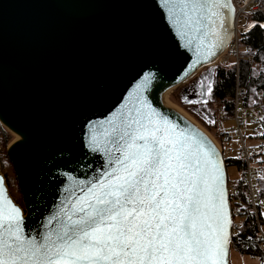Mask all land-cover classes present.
<instances>
[{
	"label": "snow or ice",
	"instance_id": "obj_1",
	"mask_svg": "<svg viewBox=\"0 0 264 264\" xmlns=\"http://www.w3.org/2000/svg\"><path fill=\"white\" fill-rule=\"evenodd\" d=\"M159 3L194 63L229 39L231 0ZM154 80L144 73L117 112L87 125L85 147L102 155V170L89 180L69 175L58 208L31 235L0 177V264H230L222 162L152 106ZM211 94L209 83L201 96Z\"/></svg>",
	"mask_w": 264,
	"mask_h": 264
},
{
	"label": "water",
	"instance_id": "obj_2",
	"mask_svg": "<svg viewBox=\"0 0 264 264\" xmlns=\"http://www.w3.org/2000/svg\"><path fill=\"white\" fill-rule=\"evenodd\" d=\"M226 14L229 39L207 63H194L159 0H0V125L18 137L6 156L27 234L58 208L69 175L89 180L102 170V155L85 147L87 125L117 112L148 72L152 106L215 150L229 205L221 152L161 101L227 47L234 13Z\"/></svg>",
	"mask_w": 264,
	"mask_h": 264
},
{
	"label": "built area",
	"instance_id": "obj_3",
	"mask_svg": "<svg viewBox=\"0 0 264 264\" xmlns=\"http://www.w3.org/2000/svg\"><path fill=\"white\" fill-rule=\"evenodd\" d=\"M234 11V31L229 44L224 51L216 58L222 64H228L230 58L235 59L236 71L241 58V53L248 52V46L240 44V31L243 29L248 16L261 14L264 15V0H231ZM242 47V48H241ZM253 67L251 57L248 58ZM238 74L236 73V76ZM246 91L236 87L233 102V111L230 118L234 117L236 128L226 130L221 133L224 140L231 137L236 141L237 153L241 166L237 167L240 178L239 181L229 185L227 182V192L229 197V207L234 226L231 229V239L239 231L247 229L248 224L253 225L255 230V241L264 250V229L262 219V208H264V196L261 194V186L264 181V95L260 93L259 98L251 106H243ZM220 117L225 116L221 109ZM223 156V149L219 142L214 138L208 137ZM246 138L252 141L259 139L258 146L247 144ZM217 144V145H216ZM231 146V145H230ZM233 152V151H227ZM224 158V157H223Z\"/></svg>",
	"mask_w": 264,
	"mask_h": 264
},
{
	"label": "trees",
	"instance_id": "obj_4",
	"mask_svg": "<svg viewBox=\"0 0 264 264\" xmlns=\"http://www.w3.org/2000/svg\"><path fill=\"white\" fill-rule=\"evenodd\" d=\"M260 25H264V15L255 14L247 17L246 23L240 31V44L243 47L248 46L250 50L241 53L237 71L236 65L233 62H229L226 65L217 64L213 66L214 68L209 72V81L207 82V87L209 83L212 85V94L207 99L208 103L206 105L199 98L190 100L200 101L195 104L187 103L185 100L181 102L180 105L193 118L198 120L202 127L206 129H210L211 127V129L215 128L216 114H205L203 109L212 101H215L223 109L226 117L229 118L232 115V99L237 86L246 91L243 106H251L259 98L260 93L264 95V28L260 27ZM249 57L256 64L255 68L248 60ZM236 73L238 74L237 76ZM194 92L195 90L193 89L190 95L194 94ZM184 94H187L186 91L182 94V97ZM183 98L189 100L187 95ZM191 107L195 108V111L191 112ZM204 116L209 120L204 119ZM212 121L215 123H212ZM7 134L0 125V167L3 170L6 167L10 169L6 157V150L12 142L13 136L9 134L8 137ZM227 166L240 167L241 162L239 160H226V168ZM261 194L264 196V181L261 186ZM230 251H234L241 256L257 257L262 262L264 261V250L256 243L255 230L251 224H248L247 229L241 230L233 235Z\"/></svg>",
	"mask_w": 264,
	"mask_h": 264
},
{
	"label": "rangeland",
	"instance_id": "obj_5",
	"mask_svg": "<svg viewBox=\"0 0 264 264\" xmlns=\"http://www.w3.org/2000/svg\"><path fill=\"white\" fill-rule=\"evenodd\" d=\"M229 62H233L235 64V59L230 58L228 63ZM217 64L218 65L219 64L224 65L222 63H219V61H218L215 64L213 63L210 65L201 67L194 75H192V77L189 80H187L182 85H179L176 88L172 89L170 92H168L167 95L165 96V99H167L179 111L185 113L188 117H190L193 120V122L195 123V125L197 127H199L208 137H210V138L214 137L219 142V144L221 146V150L223 149V151H224L223 157L225 160H238L239 156H238V153L236 152L237 151L236 141L234 139H232V137L229 140L225 141L223 135H221V133L223 131H226V130L228 131V130H231L232 128H236L235 123L233 122L234 121L233 116L231 118L224 116V117H221L219 119V117L221 115L220 114L221 108L219 107V105L215 101L214 102L212 101L207 106H205V108H203V109H204L205 114H209V115L214 114V113L216 114V118H215L216 119L215 120L216 125H215L214 129H211L212 127L210 129H206V128L202 127L201 124L198 122V120L193 118L185 110V108H183L180 105L183 100L190 101V100L198 99V98H199V100L200 99H202V100L209 99V97L206 95L201 96V92H203V91H202V88L200 87V84H201V81H203L204 89H205L204 92L206 93L207 92V82L209 81V79H208L209 72H211L214 68L213 66H215ZM193 89L195 90V92H194V94L190 95ZM185 91L187 94H184L183 97H186V95H187L189 100L184 99L182 97V94ZM190 111L191 112L195 111V108L191 107ZM204 119L209 120V119L205 118V116H204ZM210 126H212V125H210ZM3 129L8 133L7 134L8 137H9V134L11 136H13L12 142L17 140V136L13 135L5 127H3ZM246 142H247V144L255 146V147L261 143V141L259 139H255V140L250 141V140H248V138H246ZM227 151H233V152L230 153ZM261 160L264 162V157ZM9 165H10V163H9ZM0 173L5 180L6 187L8 190V194L10 195L12 200L15 202V204H17L20 208H23L22 204H21V197H20V194L18 192V187H17L16 181L14 178V174H13L11 165H10V169H9V167H6L5 170H3L0 167ZM226 173H227L229 185L233 184L234 182L239 181L240 174H239V171L237 170V167L227 166ZM261 214H262L263 229H264V208H262ZM229 260H230V264H264V261L262 262L260 260V258L250 257V256H241L234 251H230Z\"/></svg>",
	"mask_w": 264,
	"mask_h": 264
},
{
	"label": "bare ground",
	"instance_id": "obj_6",
	"mask_svg": "<svg viewBox=\"0 0 264 264\" xmlns=\"http://www.w3.org/2000/svg\"><path fill=\"white\" fill-rule=\"evenodd\" d=\"M215 64V60L213 61V62H211L210 64ZM209 64V65H210ZM192 77V76H191ZM174 88H176V87H174ZM174 88H172V89H174ZM172 89H170V90H168V91H166V92H164V93H162L161 94V101H162V103L164 104V106L165 107H167V108H169L170 110H172V111H174L176 114H178L179 116H181L182 118H184L185 120H187L188 122H190V123H192L193 125H195V123L193 122V120L190 118V117H188L185 113H183V112H181V111H179L174 105H172L167 99H165V96L167 95V93L168 92H170ZM196 126V125H195ZM197 127V126H196ZM200 131H202L199 127H197ZM202 133H204L203 131H202ZM205 134V133H204ZM207 136V135H206ZM208 137V136H207ZM17 139H18V137H17ZM16 141V140H15Z\"/></svg>",
	"mask_w": 264,
	"mask_h": 264
},
{
	"label": "clouds",
	"instance_id": "obj_7",
	"mask_svg": "<svg viewBox=\"0 0 264 264\" xmlns=\"http://www.w3.org/2000/svg\"><path fill=\"white\" fill-rule=\"evenodd\" d=\"M226 161V160H225Z\"/></svg>",
	"mask_w": 264,
	"mask_h": 264
}]
</instances>
